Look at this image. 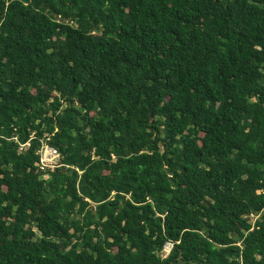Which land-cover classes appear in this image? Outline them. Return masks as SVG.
I'll return each mask as SVG.
<instances>
[{
	"label": "trees",
	"instance_id": "obj_1",
	"mask_svg": "<svg viewBox=\"0 0 264 264\" xmlns=\"http://www.w3.org/2000/svg\"><path fill=\"white\" fill-rule=\"evenodd\" d=\"M0 264H264V0H0Z\"/></svg>",
	"mask_w": 264,
	"mask_h": 264
},
{
	"label": "built area",
	"instance_id": "obj_2",
	"mask_svg": "<svg viewBox=\"0 0 264 264\" xmlns=\"http://www.w3.org/2000/svg\"><path fill=\"white\" fill-rule=\"evenodd\" d=\"M28 145L29 143L24 144L23 147ZM38 153L40 155L39 169L44 173L43 178L47 179L50 176L49 171H54L57 167L62 166V164L60 163L61 154L58 149L50 145L49 138H45L42 140V145ZM173 246V242H167L162 255L164 257L169 255Z\"/></svg>",
	"mask_w": 264,
	"mask_h": 264
}]
</instances>
